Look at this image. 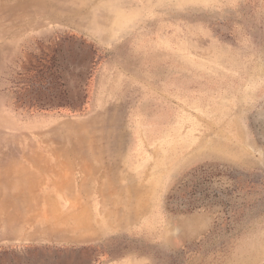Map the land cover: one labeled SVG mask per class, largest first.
Listing matches in <instances>:
<instances>
[{
    "label": "rangeland",
    "instance_id": "rangeland-1",
    "mask_svg": "<svg viewBox=\"0 0 264 264\" xmlns=\"http://www.w3.org/2000/svg\"><path fill=\"white\" fill-rule=\"evenodd\" d=\"M60 1L0 8V140L88 223L0 240V264H264V0Z\"/></svg>",
    "mask_w": 264,
    "mask_h": 264
},
{
    "label": "bare ground",
    "instance_id": "bare-ground-1",
    "mask_svg": "<svg viewBox=\"0 0 264 264\" xmlns=\"http://www.w3.org/2000/svg\"><path fill=\"white\" fill-rule=\"evenodd\" d=\"M46 1L47 0H0V8H6V10L8 9V12L13 13L15 17V13L20 14L26 13L28 11L45 10ZM50 1L54 2L56 0ZM62 3H64L63 0L60 4ZM99 5L100 4L95 0H83L81 1V4L79 6L73 9L63 8V5H61L60 8L62 11L58 12L70 14L72 16H75V14L79 15L78 17L81 21L82 19H86L89 14L93 15L99 9ZM80 6H84L86 10L82 12L80 10ZM53 9L54 7L52 8V10ZM44 14H46V18L53 17L55 15L51 11L45 12ZM61 17L62 15L59 14L57 18L59 19ZM13 18H10L8 23H11ZM66 125L68 126V124ZM48 135L49 134L43 136L44 140L46 138L48 140ZM71 142L72 141L69 138L61 137L53 143L57 146V148L62 149L65 144H71ZM6 150L3 149V142L1 139L0 156L2 157L0 158V240L10 241L15 237H20L23 240H33L40 238L56 241L64 239L72 240V238L77 237L79 233H81L87 226V219H85L84 216L81 215L82 212H78L77 214H70V210L73 207H76L83 210L85 213V206L78 207V203L75 204V202H68L69 200H67L68 198L66 197H62V199L58 198L57 200L56 198H53L54 196L52 197L50 195V190H52L51 186L46 183L48 179L46 178L47 180L45 181V183H42L43 181L41 182L40 180H37V178L34 177L36 175L33 176L32 174H29L27 168L18 166V161L16 159H11L16 158L15 155H12L15 153L11 151V148H9V151ZM46 151H49L48 145H44L41 153L43 154ZM90 153V150H83L82 148L79 149V151H77L76 153H71L72 155H69L72 157L73 163L77 165L76 170L79 172L78 176L75 175L76 173H73L71 175L68 182L70 189H77L81 187L86 181V173L84 174V170L80 169L79 162L84 158L90 161ZM27 156L28 154L26 152L23 153L20 157L24 158H21L20 160H27ZM40 156L44 158V156ZM109 156L110 157H105L106 159H108L107 161L115 160L114 155L110 154ZM3 161H5V165L1 166V164H4ZM11 164L12 166L14 164V167H11ZM45 169H43V171ZM99 169L100 166L96 164L95 166L91 167L88 173L92 174L94 172H97ZM74 175L76 177H74ZM38 177L40 178V176ZM55 206L57 208H55ZM65 206L67 207L66 210ZM49 207H51V209H48ZM99 216H102L101 218L103 220L101 221H104L105 223L107 222L110 226H112L111 223L115 218L124 217L121 212L116 211L115 209H107L104 212L101 208L98 207V204H93L92 221L94 222V224L99 221ZM76 241L86 242L88 240L76 239Z\"/></svg>",
    "mask_w": 264,
    "mask_h": 264
}]
</instances>
